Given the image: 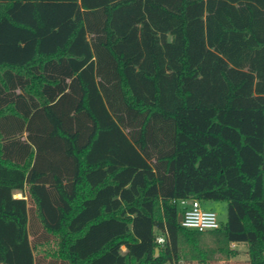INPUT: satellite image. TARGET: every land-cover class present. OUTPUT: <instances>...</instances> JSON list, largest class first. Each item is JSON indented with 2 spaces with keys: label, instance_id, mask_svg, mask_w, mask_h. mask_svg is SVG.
Returning <instances> with one entry per match:
<instances>
[{
  "label": "trees",
  "instance_id": "1",
  "mask_svg": "<svg viewBox=\"0 0 264 264\" xmlns=\"http://www.w3.org/2000/svg\"><path fill=\"white\" fill-rule=\"evenodd\" d=\"M182 198L226 222L182 226ZM232 242L264 264V0H0V264Z\"/></svg>",
  "mask_w": 264,
  "mask_h": 264
},
{
  "label": "built area",
  "instance_id": "2",
  "mask_svg": "<svg viewBox=\"0 0 264 264\" xmlns=\"http://www.w3.org/2000/svg\"><path fill=\"white\" fill-rule=\"evenodd\" d=\"M182 207V219L180 223L186 228L198 229L200 231L216 229L221 226L216 211L204 208L202 202L197 198H182L179 200ZM169 233L167 230L159 232L156 241L164 245L168 240ZM232 242L231 244H238ZM171 264H192L190 261L180 258Z\"/></svg>",
  "mask_w": 264,
  "mask_h": 264
},
{
  "label": "rangeland",
  "instance_id": "3",
  "mask_svg": "<svg viewBox=\"0 0 264 264\" xmlns=\"http://www.w3.org/2000/svg\"><path fill=\"white\" fill-rule=\"evenodd\" d=\"M15 195L17 197L21 196L20 192H16ZM205 207H211L214 211H216L219 222L225 223L227 219V211H228V205L227 201H205L204 202ZM230 247L232 249L237 250V254L235 256H231L230 258L220 257L218 260L210 261L209 263L205 264H249V254H248V248L247 244H231ZM184 260L190 261L186 258H182ZM192 264H204L199 261H190Z\"/></svg>",
  "mask_w": 264,
  "mask_h": 264
},
{
  "label": "crops",
  "instance_id": "4",
  "mask_svg": "<svg viewBox=\"0 0 264 264\" xmlns=\"http://www.w3.org/2000/svg\"><path fill=\"white\" fill-rule=\"evenodd\" d=\"M16 196V195H15ZM23 195H22V193H21V196L20 197H22ZM17 197V196H16ZM202 205H203V207L204 208H207V209H212L211 207H205V205H204V202H202ZM213 210V209H212ZM240 244H244V245H246L245 243H240Z\"/></svg>",
  "mask_w": 264,
  "mask_h": 264
},
{
  "label": "water",
  "instance_id": "5",
  "mask_svg": "<svg viewBox=\"0 0 264 264\" xmlns=\"http://www.w3.org/2000/svg\"><path fill=\"white\" fill-rule=\"evenodd\" d=\"M181 219H182V214L180 213L179 217H178V220L181 221ZM156 251H158V249Z\"/></svg>",
  "mask_w": 264,
  "mask_h": 264
}]
</instances>
